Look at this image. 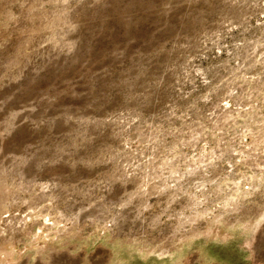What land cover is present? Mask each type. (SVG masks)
I'll return each mask as SVG.
<instances>
[{
    "label": "rangeland",
    "instance_id": "obj_1",
    "mask_svg": "<svg viewBox=\"0 0 264 264\" xmlns=\"http://www.w3.org/2000/svg\"><path fill=\"white\" fill-rule=\"evenodd\" d=\"M0 264H264V0H0Z\"/></svg>",
    "mask_w": 264,
    "mask_h": 264
}]
</instances>
